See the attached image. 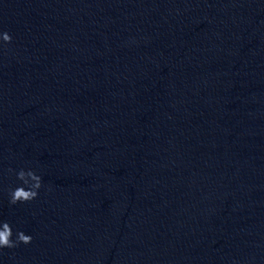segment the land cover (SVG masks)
Returning a JSON list of instances; mask_svg holds the SVG:
<instances>
[{"label": "water", "instance_id": "obj_1", "mask_svg": "<svg viewBox=\"0 0 264 264\" xmlns=\"http://www.w3.org/2000/svg\"><path fill=\"white\" fill-rule=\"evenodd\" d=\"M0 30V219L34 237L0 264H264V0H0Z\"/></svg>", "mask_w": 264, "mask_h": 264}, {"label": "clouds", "instance_id": "obj_2", "mask_svg": "<svg viewBox=\"0 0 264 264\" xmlns=\"http://www.w3.org/2000/svg\"><path fill=\"white\" fill-rule=\"evenodd\" d=\"M13 37L5 30H0V47L11 43ZM17 183L8 190L10 205L26 204L37 199L44 187L43 176L32 167H21L18 170L9 169ZM34 237L30 233L17 228L12 221L0 219V252L4 249H14L21 244L29 245Z\"/></svg>", "mask_w": 264, "mask_h": 264}]
</instances>
